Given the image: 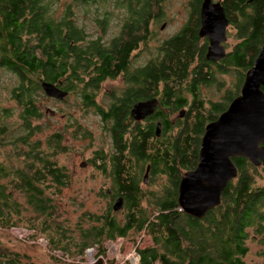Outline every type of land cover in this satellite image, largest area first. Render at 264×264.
<instances>
[{
	"label": "trees",
	"instance_id": "16d2710c",
	"mask_svg": "<svg viewBox=\"0 0 264 264\" xmlns=\"http://www.w3.org/2000/svg\"><path fill=\"white\" fill-rule=\"evenodd\" d=\"M58 1L62 2L0 0V67L13 72L19 79L13 88V99L21 107L20 123L25 130L18 137L19 143L14 144L17 146L13 154L20 157L18 164L14 167L12 162L6 161L9 163L7 165L0 161V226L20 223L16 218L21 214L20 204L13 195L18 192L25 195L27 203L42 217L41 232L52 230L57 208L52 196L69 181V173L56 163L53 153L64 151L66 146L61 144L60 131L48 137L46 151L40 148L38 141L30 140L38 130L32 122L40 117L34 96L42 89L41 80L61 86L68 93L75 86L69 77L78 68L91 64L96 65V75L89 76L83 84L77 80L79 86L83 85V104L96 105L103 120H113L109 127L113 144L109 162L108 154L103 155L98 151L94 153L93 161L97 162L94 164L103 175L111 177L112 185L103 195L109 196L107 190L111 192L110 196L121 195L124 215L121 221H117L111 208L107 207L102 214L95 216L97 224L84 232L82 240L74 242V250L66 249L61 239L50 236L53 246L70 253L82 252L98 238L113 239L116 236L124 237L130 231H144L151 244L137 248L139 258L136 264H244L249 229H252V239L264 242V236L259 237L264 235V186H255L253 178L258 166L243 157H233L236 176L223 189L219 205L208 210L201 218L183 213L176 201L180 174L195 165L204 125L226 108L225 103L215 111L204 110L196 95L195 83L210 82L212 74L203 68H186L193 61L204 62L196 45V20L193 25L187 24L183 32L167 38L162 43L160 58L137 73L136 78L146 79L147 90L136 91L134 95L128 93L119 104L114 102L112 107L105 110L95 103L93 94L87 89L98 87L101 79L114 77L126 67L130 49L136 46L137 41L145 39L142 32L149 18L153 17L154 21L161 17L162 0H123L129 16L136 17L124 23H134L132 25L137 26L138 35H134L132 25H129L128 29L123 28L120 37L113 39L109 48L102 46L98 38L82 43L84 31L73 24L70 12L71 5L81 0H63L64 9L60 19H53L51 13ZM193 1L190 15L195 18L200 0ZM225 9L229 12L227 0ZM230 27L236 31L238 40L226 59L230 69L236 71L231 100L238 93L244 71L251 66L264 42V0H230ZM189 73L193 75V83L188 85ZM159 79L162 80L161 87L158 86ZM185 89L190 95L189 99L181 92ZM261 89L264 92V87ZM149 95H159L174 112L188 105L195 115L190 120H187L186 114L183 119L172 120L170 125L162 126L159 135L154 134L156 114L145 127L136 124L128 129L124 104H130L134 97ZM5 129L1 124L0 144ZM131 156L137 160L134 164H130ZM146 160L151 166L150 178L157 177L159 173L167 178L158 192L151 191L155 204L150 214H147L144 205L150 194L140 187L138 178L129 177L136 175L135 168H139L138 172L144 170ZM18 255L0 246V263L34 264L21 262Z\"/></svg>",
	"mask_w": 264,
	"mask_h": 264
},
{
	"label": "rangeland",
	"instance_id": "374dc122",
	"mask_svg": "<svg viewBox=\"0 0 264 264\" xmlns=\"http://www.w3.org/2000/svg\"><path fill=\"white\" fill-rule=\"evenodd\" d=\"M122 1L81 0L71 5V20L76 27L84 31V41L98 38L102 43H106L117 36L119 27L130 15ZM192 2L194 3L193 0H162L161 17L150 23L152 38L147 45L143 44L131 58V68L136 69L151 59L160 58L162 43L168 37L178 33L180 26L190 15ZM63 4L62 0L53 6L51 13L53 19H60L64 9ZM237 41L236 31L230 27L227 48L229 49L230 46L231 49ZM129 72H131L130 69ZM214 75L212 84L202 87L201 91L209 98L216 100L220 99L224 90L230 89V92L233 90L236 71L230 69L222 74L215 72ZM18 80L13 72L0 67V125L3 124L6 127L0 144V161L12 162L14 167L20 160V157L13 154L17 146L14 144L19 143L18 137L25 132L21 127L19 117L21 107L13 99V88L17 86ZM119 80L120 77H116L115 80L104 81L98 87L87 89V91L93 94V99L98 106L106 107L122 91L119 87L123 83ZM82 88L83 85L79 86L76 82L74 88L61 99L46 96L42 89L35 92L34 102L40 112V117L32 122L38 130L32 134L30 140L38 141L40 148L46 151L48 137L60 131L61 144L67 148L65 147L64 151H54L53 156L56 163L63 166L69 173V181L52 196L57 208L54 213L55 217H53L54 222L51 224L53 228L51 231L48 230L50 231L48 233L41 232L42 217L36 214L27 203L25 195L18 192L13 193L21 208L20 216L16 217L20 223L6 227L0 226V246L6 248L8 252H17L21 262L94 264L97 260H101L102 264H122L124 262L136 264L139 258L137 248L151 244L149 236L144 231L138 233L130 231L124 237L116 236L113 239L98 238L82 252L70 253L63 248L54 247L50 242V236H52L61 239L66 249L74 250L72 249L75 248L74 242L82 240L84 232L97 224L95 216L105 211L107 199L103 194L112 185V181L107 180L106 176L102 175L103 173L94 165L93 158L97 151L103 155L112 152L109 127L113 120H103L96 105L84 106V98L81 96ZM106 166L108 167L109 164ZM138 169L135 168L136 174ZM142 172L144 171L140 173ZM149 176L145 183L140 182V187L150 194L149 199L144 202L147 214L152 212L155 204L151 191L158 192L167 180L166 176L161 173L157 177L150 178ZM253 178L255 186H264L263 166L257 167ZM48 186L52 185L48 184ZM178 209L180 210L179 206ZM112 215L117 221H121L124 212L116 210ZM252 234V229H249L248 238L245 241L247 252L243 257V262L244 264H264V242L260 243L259 239H252ZM65 238H67L66 241Z\"/></svg>",
	"mask_w": 264,
	"mask_h": 264
},
{
	"label": "water",
	"instance_id": "95a60500",
	"mask_svg": "<svg viewBox=\"0 0 264 264\" xmlns=\"http://www.w3.org/2000/svg\"><path fill=\"white\" fill-rule=\"evenodd\" d=\"M225 23L219 4L202 0L198 34L208 39L206 58L213 60L224 55L220 41L224 39ZM40 86L49 97L61 99L67 94L48 81L41 80ZM261 87H264V42L251 66L244 71L238 93L215 119L204 125L196 166L181 173L176 201L186 214L199 218L220 203L221 190L236 176L233 157L240 156L254 166L264 167V92ZM154 104V99L134 103L131 114L140 117ZM146 173L147 168L144 178ZM118 205L119 201L115 200L113 209ZM94 264H102V261Z\"/></svg>",
	"mask_w": 264,
	"mask_h": 264
},
{
	"label": "flooded vegetation",
	"instance_id": "af4514ba",
	"mask_svg": "<svg viewBox=\"0 0 264 264\" xmlns=\"http://www.w3.org/2000/svg\"><path fill=\"white\" fill-rule=\"evenodd\" d=\"M210 1H211V4H215V3L219 4V6H220V8L222 10V16H223V18L226 21V23L224 25V29H223L224 39L220 41V45H222V47L224 49V55L222 57L217 58V59H213V60L205 57V54H206V51H207V46H208V39L204 35H199L198 34V29H199V25H200V8H201L202 0L199 1L198 7H197V15L195 16V18H193V17H191V15H189V17L187 18L186 22L183 23L180 26L179 31H178V33L179 32L180 33L183 32L184 29L188 26L187 24H189V26H190V24L193 25V22H195V20H196V27H195V29H196L195 35L197 37V44L196 45H197V48H198L200 54H202V56H203V61L204 62L200 63V62L193 61V62L189 63V65L186 68L188 70H197V69L203 68L208 73L211 72V74H212V78H211L210 82H208V83H198V82L195 83V87H196V90H197L196 91V95L199 96L198 99H199V101L202 102V108L204 110H206L207 112L211 111V110L215 111L216 108H219V106L223 107L222 105H224L225 103L226 104L224 106L226 107L227 103L230 101V89L224 90L223 91L224 93H222L223 95L220 97V99H216V100L212 99V98H209L207 95H205L201 91L202 87L212 84L213 77H215L214 73L215 72H217V73L219 72L217 70H219V69H225V70L227 69L228 71L230 70V64H226V59L228 58V54H230V46H229V49L227 48V40H228V37H230V0H227V6L229 7V12L225 9L226 0H210ZM135 18L136 17H134V16H127V19H135ZM152 21H153V17H150L149 20L147 21V23L145 24V31L142 32V33H144L145 39H141L140 42L137 41L136 46L133 47L132 49H130V54H129L128 63L126 65V67L123 70L119 71L114 77H110V76L104 77L103 79H101L99 81V85H100L104 81L115 80L116 77H120L119 82L123 83V85L119 87L122 90L121 93H119L120 95L117 96L116 98L114 97L115 100L110 101V103L106 107L101 106L105 110H108L109 107H112V103H114V102H115V104H119L120 100L122 98H124L125 95H127L128 93H133V95H134V94H136V91L140 92L143 89L147 88L145 86V80L146 79H140V78L138 79V78H136V75H137V73L139 71H141L144 68L148 67L149 64L151 65L152 63H154L155 59H151V60L141 64L136 69L131 68L130 60L140 50V47H142L143 44L147 45L148 42L151 40V38H152V25H150V23ZM132 24H134V23H131V22L123 23L119 27L117 36H115L114 38L116 39L117 37H120L123 28L128 29V27H130L129 25H132ZM131 27H132V30L134 32V35H136V34L138 35L137 26L136 25H132ZM83 34H84V32H83ZM173 35H175V34H173ZM170 37H168V38H170ZM114 38H112L111 40H109L106 43H102L101 41H99V42L105 48H109V47L112 46V41H113ZM84 39H85V36H84ZM84 39H83V43L86 42V41H84ZM198 59L200 60L201 58L198 57ZM98 64H99V67L101 68L100 63H98ZM85 66H82V68H78L76 70V73H73L69 77L71 83L75 84V82H77V80H80L81 84H83L85 81L88 80L89 76H95L96 75V72H94V68L96 67V65L88 64V65H85ZM129 69H130L131 72H129ZM222 73L223 72H220V74H222ZM192 76L193 75L191 73L188 74V80H187V84L188 85L193 83V81H192L193 77ZM158 82H159L158 86L161 87L162 86V84H161L162 80L159 79ZM59 87H61V86H59ZM217 88L219 89V87H217ZM181 92L183 93V96H185L186 98H188V97L190 98V95L186 91V89L184 91H181ZM81 95H82V98H83V94H81ZM150 99H154L155 100V104L152 107V109H150V111L148 113L142 114L140 117L135 118L131 114V108H132L133 104L137 103V102L147 101V100H150ZM226 99H229L228 102H226ZM124 107H126V110H127L126 122L128 123L127 124V128L128 129H132L133 127H135L136 124H138L141 127H145L146 125H148L150 118L154 114L158 115V117L154 120L155 121V123H154V134L155 135H159L160 134V129L162 128V126H165L166 124L170 125L171 122L173 123L172 120H174L176 118L183 119L185 117L184 114H186L187 120H190L195 115L194 111L192 109H190V107L188 105H185L184 107L179 108L176 112L171 111V106L169 104L164 103L161 100V98L159 97V95H149V96H146V97H134V99L131 101V103L130 104L128 103L127 105L124 104ZM99 115L101 116V113H99ZM161 118L163 120H161ZM111 140H112V138H111ZM111 146L113 147V144H111ZM125 152H128V151L126 150ZM110 154H108V156H107V161L108 162H109L108 157L110 156ZM135 162H137V160L134 157L131 156L130 164H134ZM96 163L97 162H95V164ZM143 165L145 166L144 170H142L144 172H142V173L138 172L135 176L129 175V177L130 178H138L140 180V182L145 183L147 176L150 175L151 166H150L149 161H147V160H146V162H144ZM146 168H147V173H146V176L144 178V173H145ZM104 176H106L107 180H111L110 176H108V175H104ZM124 176H127V175H124ZM107 192H108L109 196H105V198L107 199L106 208L110 207L112 213L116 212V210L124 212V209H122L123 208V202H124L123 197L121 195H117V196L113 197V196H110L111 195L110 191L107 190ZM176 194H177V189H176ZM115 200L119 201V205H118V207L116 209H113V204H114Z\"/></svg>",
	"mask_w": 264,
	"mask_h": 264
},
{
	"label": "bare ground",
	"instance_id": "6f19581e",
	"mask_svg": "<svg viewBox=\"0 0 264 264\" xmlns=\"http://www.w3.org/2000/svg\"><path fill=\"white\" fill-rule=\"evenodd\" d=\"M257 55V54H256ZM256 57V56H255ZM204 128V127H203ZM196 163H197V159H196V161H195V165H194V167L196 166ZM193 167V168H194ZM192 169V168H191ZM180 176H181V174H180ZM219 205V204H218ZM217 206V205H216ZM216 206H214V207H216ZM213 208V207H212ZM212 208H209L208 210H210V209H212ZM180 210L183 212V213H185L184 211H183V209L182 208H180ZM208 210H206V212L208 211ZM205 212V213H206ZM205 213L203 214V216L205 215ZM186 214V213H185ZM188 215V214H187ZM203 216H201V217H203ZM201 217H199V218H201Z\"/></svg>",
	"mask_w": 264,
	"mask_h": 264
},
{
	"label": "built area",
	"instance_id": "2783aa9c",
	"mask_svg": "<svg viewBox=\"0 0 264 264\" xmlns=\"http://www.w3.org/2000/svg\"><path fill=\"white\" fill-rule=\"evenodd\" d=\"M137 260H138V259H137ZM90 261H92V259H91Z\"/></svg>",
	"mask_w": 264,
	"mask_h": 264
}]
</instances>
